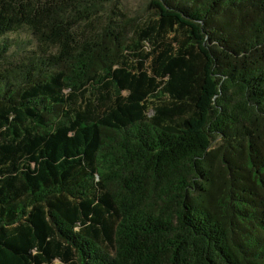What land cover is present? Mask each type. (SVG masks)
<instances>
[{
  "label": "trees",
  "instance_id": "trees-1",
  "mask_svg": "<svg viewBox=\"0 0 264 264\" xmlns=\"http://www.w3.org/2000/svg\"><path fill=\"white\" fill-rule=\"evenodd\" d=\"M0 264H264V0H0Z\"/></svg>",
  "mask_w": 264,
  "mask_h": 264
},
{
  "label": "rangeland",
  "instance_id": "rangeland-1",
  "mask_svg": "<svg viewBox=\"0 0 264 264\" xmlns=\"http://www.w3.org/2000/svg\"><path fill=\"white\" fill-rule=\"evenodd\" d=\"M131 15H141L146 10L148 0H118Z\"/></svg>",
  "mask_w": 264,
  "mask_h": 264
}]
</instances>
